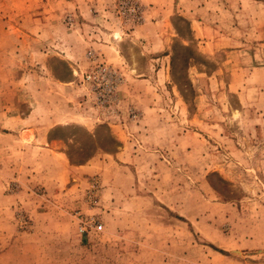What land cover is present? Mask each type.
Returning <instances> with one entry per match:
<instances>
[{
    "label": "rangeland",
    "instance_id": "1",
    "mask_svg": "<svg viewBox=\"0 0 264 264\" xmlns=\"http://www.w3.org/2000/svg\"><path fill=\"white\" fill-rule=\"evenodd\" d=\"M82 39L104 51L87 68ZM103 66L121 80L105 108L85 79ZM51 113L68 174L28 142ZM16 124L0 264H264V0H0V125Z\"/></svg>",
    "mask_w": 264,
    "mask_h": 264
},
{
    "label": "crops",
    "instance_id": "2",
    "mask_svg": "<svg viewBox=\"0 0 264 264\" xmlns=\"http://www.w3.org/2000/svg\"><path fill=\"white\" fill-rule=\"evenodd\" d=\"M76 41H77V39H76ZM74 43L75 42L72 43V58L74 59L73 63L78 65L80 68L81 67L82 68H87V66H88V64L86 62V59L84 58V53H85V51L87 50L88 47H92L93 49H95L97 51L104 52L103 49H102L103 47H101L99 43H95V42H93V43H89V42L85 43V41L82 39V47H81L80 55H78V53H77L78 51L76 49H78L79 47L77 48L76 44H74ZM73 63H72V68H74ZM128 65H130V64L128 63ZM62 95H63L62 97H64L62 99V103H63L65 101V97H67L68 94L65 95L63 93ZM67 105L69 106V103H67ZM58 114L59 113H51L50 115H47L46 117H44V119L47 118L48 120H51L52 124L47 126V131L41 137L40 140L37 138V136H38L37 134H38L39 131H41L42 129H44L46 127L27 128V131H28V134H29L28 136L29 137L30 136L33 137L32 140H28V142L32 141L34 146H35V148H38V149L40 148V150H42L41 151L42 154L50 155L52 157L54 156V158H57L61 172L65 171L68 174L69 163H68V159L66 157V154L61 150V148L59 146H56V149H54L53 145H51L53 143H56V145L57 144L59 145V142L61 143V141L53 140V139H49L48 138V130H49V128H52L53 126H57L59 124L62 125L61 121L64 120L63 116L65 114L63 116L62 115H58ZM20 121H21V123H18V124H22L23 120H20ZM23 122H25V120ZM18 124L14 125V126L9 125V127H4V125L3 126L0 125V128L2 130H5L6 132H10V134H11V131H17V129H19V128L23 129V125L19 126ZM63 125H66V124H63ZM28 126L31 127L30 125H28ZM27 131H24L23 133H25ZM30 131H33V135H32V133ZM23 133H22V135H23ZM5 136H7V134H5ZM38 177H39L40 180L46 179L45 175L42 174V173L38 174ZM66 180H68V175H67V179ZM44 184H46V183H44Z\"/></svg>",
    "mask_w": 264,
    "mask_h": 264
},
{
    "label": "built area",
    "instance_id": "3",
    "mask_svg": "<svg viewBox=\"0 0 264 264\" xmlns=\"http://www.w3.org/2000/svg\"><path fill=\"white\" fill-rule=\"evenodd\" d=\"M107 67H101L97 73L88 74L85 76V79L93 85L94 90H98V96L96 103L100 105H105L109 103L112 99L115 100V89L117 83L121 82L120 78L118 79H109V75L113 74ZM113 100V101H114ZM106 105L102 108H105ZM130 119L135 120L137 115L133 111H129L127 115ZM102 226L100 224L96 225L94 221H89L88 223L83 224L79 227L80 233H86L88 230L100 231Z\"/></svg>",
    "mask_w": 264,
    "mask_h": 264
}]
</instances>
